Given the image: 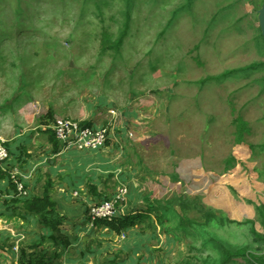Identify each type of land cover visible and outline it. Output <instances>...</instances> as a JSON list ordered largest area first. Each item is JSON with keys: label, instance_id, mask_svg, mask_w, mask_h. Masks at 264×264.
I'll return each mask as SVG.
<instances>
[{"label": "rangeland", "instance_id": "obj_1", "mask_svg": "<svg viewBox=\"0 0 264 264\" xmlns=\"http://www.w3.org/2000/svg\"><path fill=\"white\" fill-rule=\"evenodd\" d=\"M262 2L0 0L4 130L31 127L49 106L109 126L112 168L89 176L105 194L127 185L122 211L151 213L122 237L127 250L87 238V254L131 260L134 248L136 264H218L223 247L264 254V65L241 71L264 62ZM126 24L120 48L104 50L103 33L115 40ZM76 191V202L94 199Z\"/></svg>", "mask_w": 264, "mask_h": 264}, {"label": "crops", "instance_id": "obj_2", "mask_svg": "<svg viewBox=\"0 0 264 264\" xmlns=\"http://www.w3.org/2000/svg\"><path fill=\"white\" fill-rule=\"evenodd\" d=\"M14 98H18V95L16 94ZM12 102H8L9 106L5 108L10 107ZM26 106L27 104L20 105L22 111ZM46 110V114L35 119L33 125L27 129L22 127L25 122L16 121L11 123L8 131H5L6 125L1 118L0 128L12 150L8 166L19 168L27 189L25 196L43 195L46 183L51 182V197L56 202V210L64 217L65 222L58 232L43 227L39 217L24 208L22 200L16 201L17 195L7 177H0V264H19L22 247H29L33 243L38 244L36 251L45 254V261L41 264H136L132 250L134 254L138 253L134 248L129 252L128 257H131V260L126 258L120 260L118 256L113 258L108 254L104 259H98L99 250L95 246L91 247V254L85 252L88 247V245L84 247L87 238L103 241L104 250H110L112 244L110 239L119 241L121 251L129 248V238L122 240V237L131 234L118 235L106 226H97L95 222H91L87 209L94 200L84 199L76 202V197L73 195L74 189L88 191L89 182L96 184L99 189L98 183L91 179L94 174L111 169L112 163L103 153L106 149H71L61 152L59 148V151L55 152L53 141L55 133L52 124L59 117H73L60 115L63 111L56 112L51 106ZM94 123L96 126L101 125H98L97 121ZM91 173L93 175L89 176ZM81 203L82 207H80ZM54 237H57V240ZM64 237L69 241L67 245L59 242Z\"/></svg>", "mask_w": 264, "mask_h": 264}, {"label": "trees", "instance_id": "obj_3", "mask_svg": "<svg viewBox=\"0 0 264 264\" xmlns=\"http://www.w3.org/2000/svg\"><path fill=\"white\" fill-rule=\"evenodd\" d=\"M21 13L17 15L20 16ZM128 24L124 26L123 31L119 34V36L113 40L111 36L107 33H103V49H119L123 44L125 37L127 36ZM261 39L264 38L262 34L260 35ZM263 63L259 64H251L248 67L242 69L241 71H247L250 69L257 68ZM240 71V72H241ZM234 74V73H233ZM221 77V76H220ZM219 77V78H220ZM223 77V76H222ZM207 80V79H206ZM82 123L87 125H94L90 121H83ZM235 127H236V141L238 144H245V134L249 131V127L247 122L243 117L238 116L235 118ZM54 141V150L55 152L61 149L60 142L57 140L55 134L53 135ZM9 153L12 155V150L7 144ZM10 160V159H9ZM8 164V162H7ZM7 177L9 183L12 188L15 190L17 195V200H22L24 208L39 217L40 223L43 227L48 228L52 232H58L61 230V226L65 222V219L60 213L56 210V202L51 197V182L46 183L43 195H32L30 197L23 196L21 191L18 189L16 183L11 178L8 171H4L0 168V177ZM88 191L93 195L94 202H99L104 199L110 198L114 193H103L98 189V186L92 182L88 183ZM1 192V189H0ZM22 195V196H21ZM20 197V198H19ZM89 207V206H88ZM88 210V209H87ZM150 211H144L142 209L136 211H122L120 208L117 213L111 217L110 219H97L95 224L97 226H106L111 231L115 232L118 235H122L123 233H127V235L132 234V231L135 229V226L150 216ZM210 215H213L210 213ZM209 215V216H210ZM131 232V233H129ZM57 240V237H54ZM60 243H65L66 245L69 243L66 237L61 238ZM38 247L37 243H33L29 247H22L21 255L19 257V264H41L45 261V254L40 251H36ZM29 249V250H28ZM34 249V250H33ZM220 262L218 264H231L237 261L238 258H242L246 261V264H264V254L263 255H255L246 249H230V248H221V257Z\"/></svg>", "mask_w": 264, "mask_h": 264}, {"label": "built area", "instance_id": "obj_4", "mask_svg": "<svg viewBox=\"0 0 264 264\" xmlns=\"http://www.w3.org/2000/svg\"><path fill=\"white\" fill-rule=\"evenodd\" d=\"M82 122L69 117H59L54 121L52 128L57 140L60 142L61 152L71 149L101 150L107 146L110 138L109 126H91ZM9 159L7 139L0 135V168L9 172L18 189L26 195L27 189L23 178L20 176L19 168L16 166L9 167L7 164ZM128 192L127 185L122 183L110 198L90 204L87 212L91 222L94 223L97 219H110L113 217L121 204L123 205L127 201Z\"/></svg>", "mask_w": 264, "mask_h": 264}, {"label": "water", "instance_id": "obj_5", "mask_svg": "<svg viewBox=\"0 0 264 264\" xmlns=\"http://www.w3.org/2000/svg\"><path fill=\"white\" fill-rule=\"evenodd\" d=\"M258 19H259L261 34L264 38V0L262 2L261 8L258 11Z\"/></svg>", "mask_w": 264, "mask_h": 264}]
</instances>
